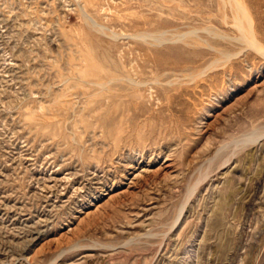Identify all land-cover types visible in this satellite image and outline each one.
Returning <instances> with one entry per match:
<instances>
[{
  "label": "rangeland",
  "instance_id": "rangeland-1",
  "mask_svg": "<svg viewBox=\"0 0 264 264\" xmlns=\"http://www.w3.org/2000/svg\"><path fill=\"white\" fill-rule=\"evenodd\" d=\"M241 2L0 0V264H264Z\"/></svg>",
  "mask_w": 264,
  "mask_h": 264
},
{
  "label": "bare ground",
  "instance_id": "bare-ground-1",
  "mask_svg": "<svg viewBox=\"0 0 264 264\" xmlns=\"http://www.w3.org/2000/svg\"><path fill=\"white\" fill-rule=\"evenodd\" d=\"M233 1L234 3L231 6L233 8V14L236 18L237 25L241 28L242 34L247 39L249 46L255 47L253 32L251 28V21L245 12L242 2L241 0H233Z\"/></svg>",
  "mask_w": 264,
  "mask_h": 264
}]
</instances>
